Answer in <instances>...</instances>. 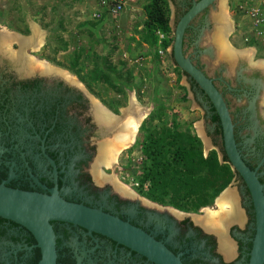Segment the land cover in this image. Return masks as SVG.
I'll list each match as a JSON object with an SVG mask.
<instances>
[{
    "label": "flooded vegetation",
    "instance_id": "obj_1",
    "mask_svg": "<svg viewBox=\"0 0 264 264\" xmlns=\"http://www.w3.org/2000/svg\"><path fill=\"white\" fill-rule=\"evenodd\" d=\"M170 1L178 21L199 0ZM218 1L185 30L184 44L192 45L194 51L204 39L214 50L213 43L202 36L211 30L210 11L216 9ZM207 45L203 53L209 58ZM15 47L14 43L11 51ZM6 53H0V183L8 181L9 187L44 194L56 187L62 199L100 210L142 230L181 264H249L255 234L254 212L250 194L238 174L232 179L239 184L237 193H227L224 206L220 212L214 211L218 214L212 220L199 216V210L187 211L140 196L137 190L105 175L106 168L96 163L101 148L114 141L118 127L113 128V124L116 119L122 123L121 112L125 108L105 106L90 88L70 74L76 83L38 68L23 73ZM237 62L241 67L235 66L236 72L230 78H234L233 86L243 103H236L232 111L225 94L228 87L214 80L213 83L227 104L235 142L245 163L256 169L259 182L264 184V125L259 128L255 120L261 109L258 102L264 92V71L250 65L256 62L253 58L251 63L244 58ZM185 77L193 94L210 108L200 89ZM94 102L113 119L108 120L109 125L97 120ZM209 113L211 120L210 109ZM260 120L264 124L263 116ZM239 123L245 132L239 130ZM141 126L142 123L131 146L116 156L115 165L124 152L134 147ZM214 128L215 124L213 134ZM242 133L252 140L247 141ZM216 138L213 143L220 151ZM135 187L138 189V182ZM50 224L55 236L56 264H155L131 248L81 226L60 221ZM40 258L34 236L23 226L0 218V264H38Z\"/></svg>",
    "mask_w": 264,
    "mask_h": 264
},
{
    "label": "rangeland",
    "instance_id": "obj_2",
    "mask_svg": "<svg viewBox=\"0 0 264 264\" xmlns=\"http://www.w3.org/2000/svg\"><path fill=\"white\" fill-rule=\"evenodd\" d=\"M168 1L170 23L174 26L173 23L177 21L174 19L175 7L173 2ZM147 2L148 0H126L127 7L124 12L118 16L103 14L102 18L96 21L91 18V14L98 9V0H0L1 31L19 34V37H29L30 23H34L43 32V44L39 50L31 51L27 48L25 51L28 57L37 62L38 69L41 67L40 63H44L70 74L90 88L94 97L107 107L127 108V97L132 95L136 103L149 110L141 122L134 147L124 152L112 168L103 170L105 175L137 190L143 197L145 196L142 192L135 187V179L141 171V163H138V160L142 156L137 144L146 130L160 124L168 125L175 119L189 125L190 130L199 137L204 156L211 150H215L217 155L220 152L213 143L216 137L213 134L214 124L210 120L207 104L193 94L185 75L178 74L169 57L173 39L165 49L164 55L157 54V44L149 47L140 40L144 32L143 7ZM223 2L226 4L223 14L226 13L233 27L226 38L228 45L240 51L251 50L254 61L264 60V6L258 4V1L219 0L216 9L210 11L216 22H211V30L204 31L202 38L207 37L210 42H214L215 34L222 26L219 7ZM251 7L258 8L261 21L256 22L255 17L251 15L252 10L247 11ZM206 42H200L195 51L193 46H188L186 42L184 54L212 81L222 87H228L225 94L233 111L232 107L236 103H243L244 99L233 86L234 78L224 75L223 64L213 67L216 59L209 61L204 55ZM15 44L17 47L13 51L19 52V44ZM213 47L216 55L217 48L214 45ZM77 55L79 59L73 66L72 62ZM58 74L61 75L60 72ZM103 75L107 76L106 81L100 79ZM258 103L261 109L257 110L258 116L255 120L260 128L264 125L260 120L261 116L264 117V92ZM233 116L240 120L238 115ZM239 130L245 132L241 124ZM242 135L247 141L252 140L251 136L244 133ZM146 187L145 184L143 190ZM225 188L223 194L228 193L231 196L237 193L239 184L234 179ZM220 208L214 199L210 205L199 209V216H206L207 210L220 212Z\"/></svg>",
    "mask_w": 264,
    "mask_h": 264
},
{
    "label": "water",
    "instance_id": "obj_3",
    "mask_svg": "<svg viewBox=\"0 0 264 264\" xmlns=\"http://www.w3.org/2000/svg\"><path fill=\"white\" fill-rule=\"evenodd\" d=\"M215 2L217 0L193 2L191 7L179 18L175 26H172L169 22L173 30L171 54L175 66L194 81L207 97L219 118L223 149L228 164L231 170L243 180L252 201L255 234L249 264H264V184L259 182L256 169L252 170L246 165L237 147L234 137V124L222 94L212 79L184 54L183 44L186 28L191 21L205 9L212 7ZM213 19V15H210L211 22H214ZM231 28L233 29L232 26ZM211 50V46L207 45L206 51L210 56L208 58L209 61L216 59L214 64H212L213 67L223 64L224 75L230 77L235 68L231 70V63L224 59H218L213 50ZM235 66H238L239 69L241 67L238 62L235 63ZM218 156L221 162V153ZM7 182L0 183V218L23 226L34 236L41 254L38 264H56L55 236L50 224L53 221L78 225L113 239L144 255L155 264H181L163 245L142 230L100 210L64 200L59 196L56 187L44 194L12 188L7 186ZM225 189L219 193L215 200Z\"/></svg>",
    "mask_w": 264,
    "mask_h": 264
},
{
    "label": "trees",
    "instance_id": "obj_4",
    "mask_svg": "<svg viewBox=\"0 0 264 264\" xmlns=\"http://www.w3.org/2000/svg\"><path fill=\"white\" fill-rule=\"evenodd\" d=\"M143 11L145 21L141 42L149 47L156 46L158 31L164 35L160 47L165 50L173 39L169 24V1L148 0ZM169 57L173 61L172 54ZM78 59L79 55L74 58L73 66ZM173 65L175 66L174 62ZM174 69L179 75L187 76L176 66ZM100 79L106 81L107 76L103 75ZM192 82L197 86L193 80ZM200 92L202 93L201 90ZM205 99L208 101L206 96ZM209 105L211 122L215 124L214 136L219 138L222 161H219L215 150L204 156L201 140L186 123L172 119L168 125L153 126L146 130L137 144L144 159L141 162L140 174L135 180L138 182V189L147 199L196 212L210 205L232 181L236 173L231 170L223 149L219 118L212 105ZM246 165L252 169L249 164ZM145 184L147 187L143 190Z\"/></svg>",
    "mask_w": 264,
    "mask_h": 264
},
{
    "label": "bare ground",
    "instance_id": "obj_5",
    "mask_svg": "<svg viewBox=\"0 0 264 264\" xmlns=\"http://www.w3.org/2000/svg\"><path fill=\"white\" fill-rule=\"evenodd\" d=\"M225 7H226L225 2L220 4L219 10L221 13L220 20L222 26L215 34L214 42L212 41L211 42L213 43L215 48H217L216 51L217 58L224 59L225 61L231 63L230 65L232 70L234 69L235 63L237 62L238 59L244 58L245 60L251 63L253 58V52L248 49H245L244 51L236 50L228 45L226 38L232 30L231 28L232 23L228 18V16L226 15V13L223 14V12L225 11ZM218 20L219 19H217V23L219 22ZM30 30H31V35L29 37H21V36L19 37V34L15 35L8 31H0V53H6V52L10 53L9 55L10 59L14 61V63L18 66V70H20L23 73L34 70L35 68L37 69L38 67L37 62L33 58L28 57L25 54V51L27 48L30 49L31 51H38L43 44V38H44L43 32L34 23H30ZM13 42L19 44L20 47L19 52L11 51V46ZM40 65L41 67L39 68L42 69L44 73H48V74L54 73L55 75H57V73L60 72L61 76H63L65 79H68L73 83H76L74 79L69 78L68 73L64 71H58L57 69L49 65H46L44 63H40ZM250 65L254 67L256 66L257 68L264 71V60H258L254 63L252 62V64ZM94 105H95L94 113L96 115L97 120L101 121L105 125H109V123H111L113 119L110 116H108L109 114L105 112V110L97 102H94ZM148 111H149L148 109L138 105L134 97H132V95H129L128 107L122 111V119H123L122 123L118 122L119 119H116V121H114L115 123L113 122L114 123L113 128L118 127L115 133L114 141L108 142L107 144L105 143L106 145L103 148H101L97 158L98 159L96 162L97 164L103 165L105 168H112L115 165L116 156H118V154L124 149L130 147L131 144L133 143L134 136L138 130V127L142 122V120L147 115ZM108 120L111 122L107 123ZM111 126H107V127H111ZM98 172L100 173L101 171H97V173ZM225 196H229V195L227 193L225 194L222 193L220 199L218 198L216 200L218 207L224 206L223 202H226L224 201ZM217 214L218 213H213V211L211 212L207 210L205 217L208 220L209 219L212 220L215 219Z\"/></svg>",
    "mask_w": 264,
    "mask_h": 264
},
{
    "label": "built area",
    "instance_id": "obj_6",
    "mask_svg": "<svg viewBox=\"0 0 264 264\" xmlns=\"http://www.w3.org/2000/svg\"><path fill=\"white\" fill-rule=\"evenodd\" d=\"M255 2H259L258 4H261L264 6V0H253ZM126 6V0H98V9L94 10L91 14V18H94L96 21L100 20L102 18L103 14L109 15V16H118L120 13H122ZM252 10V16L255 17L256 22L261 21L259 18L261 14H259L258 8L254 9V7H251L247 9V11ZM158 40H157V54L158 55H164V49L160 47V41L164 39V35L156 32ZM142 157V156H141ZM139 157V159L141 158Z\"/></svg>",
    "mask_w": 264,
    "mask_h": 264
},
{
    "label": "crops",
    "instance_id": "obj_7",
    "mask_svg": "<svg viewBox=\"0 0 264 264\" xmlns=\"http://www.w3.org/2000/svg\"><path fill=\"white\" fill-rule=\"evenodd\" d=\"M127 2H128V1H127ZM126 7H127V6H125V8H126ZM124 11H125V9H124ZM124 11H123V12H124ZM143 44H144V43H143ZM145 45H146V44H145Z\"/></svg>",
    "mask_w": 264,
    "mask_h": 264
},
{
    "label": "clouds",
    "instance_id": "obj_8",
    "mask_svg": "<svg viewBox=\"0 0 264 264\" xmlns=\"http://www.w3.org/2000/svg\"><path fill=\"white\" fill-rule=\"evenodd\" d=\"M174 66V65H173ZM175 67V66H174Z\"/></svg>",
    "mask_w": 264,
    "mask_h": 264
}]
</instances>
